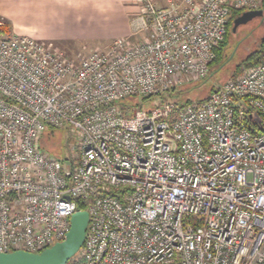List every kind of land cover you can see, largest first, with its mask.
<instances>
[{
    "label": "built area",
    "instance_id": "2783aa9c",
    "mask_svg": "<svg viewBox=\"0 0 264 264\" xmlns=\"http://www.w3.org/2000/svg\"><path fill=\"white\" fill-rule=\"evenodd\" d=\"M139 2L141 41L78 60L0 34V252H40L86 210L67 264H264V58L182 108L121 104L207 77L232 11L264 0ZM66 124L61 159L42 137Z\"/></svg>",
    "mask_w": 264,
    "mask_h": 264
},
{
    "label": "crops",
    "instance_id": "0c3cea01",
    "mask_svg": "<svg viewBox=\"0 0 264 264\" xmlns=\"http://www.w3.org/2000/svg\"><path fill=\"white\" fill-rule=\"evenodd\" d=\"M140 13L139 0H0V20L9 26L8 34L50 42L68 57L82 53L68 49L81 48L76 40L101 38L94 33L99 27L119 29L117 34L105 36L108 45L119 37L131 41ZM137 36L141 41L145 35Z\"/></svg>",
    "mask_w": 264,
    "mask_h": 264
},
{
    "label": "rangeland",
    "instance_id": "374dc122",
    "mask_svg": "<svg viewBox=\"0 0 264 264\" xmlns=\"http://www.w3.org/2000/svg\"><path fill=\"white\" fill-rule=\"evenodd\" d=\"M260 9H264L263 4L260 7ZM233 26H234V22L230 27L231 30L233 29ZM136 30L137 28H135L136 35L132 38L131 42H135V41L137 42L139 40L137 39L138 34L145 35L144 31L136 32ZM118 32L119 29L115 28L114 26L113 27L105 26L103 28L99 27V29H97L94 33L96 35L100 34L102 35V37L101 38L98 37L97 39H92L84 42H81L82 40H76L75 43L80 45L81 48L69 47L68 49L70 51L71 49L80 50L82 51L81 53L82 55L80 54L81 55L80 56L76 54L74 56H69V59L78 60L84 55L90 53V51L107 48L110 44L108 45L109 38L105 36H107L108 34L115 35ZM263 37H264V17L255 18L252 21L248 22L247 24L239 26L236 31L233 30V35L231 36L226 51L227 53L226 61L222 67H220L219 69L211 67L210 73L207 75V77H205L202 80L194 81L188 78H184L182 79L183 82L176 84V87L174 88L178 91L181 90L188 97H192V95H195V97L193 98L206 97L211 92L212 87L217 88L221 86L229 78H231L233 75H236L238 73V71L236 72V69L239 63L247 56L248 53L254 50L261 43ZM243 69L244 70L241 73L245 71V67ZM166 99L172 100V97H167ZM159 102L160 100L155 97L153 100L147 102L143 106V109L146 111H150L153 108H155L157 104H159ZM255 115H256L255 116L256 120L263 119V117H260L258 113H256ZM56 129L57 131H56L55 139L53 141L54 144L51 147V149L54 151L53 154L60 157L61 159L69 157L72 153L75 154L76 151L72 149L74 144H77V140H78L77 133L74 132L72 134L67 124Z\"/></svg>",
    "mask_w": 264,
    "mask_h": 264
},
{
    "label": "water",
    "instance_id": "95a60500",
    "mask_svg": "<svg viewBox=\"0 0 264 264\" xmlns=\"http://www.w3.org/2000/svg\"><path fill=\"white\" fill-rule=\"evenodd\" d=\"M264 15V9H252L241 13L234 19L233 30L247 24L256 17ZM71 227L62 241L43 249L40 252L15 250L0 252V264H67L82 248L89 224V212L78 210L70 217Z\"/></svg>",
    "mask_w": 264,
    "mask_h": 264
},
{
    "label": "trees",
    "instance_id": "16d2710c",
    "mask_svg": "<svg viewBox=\"0 0 264 264\" xmlns=\"http://www.w3.org/2000/svg\"><path fill=\"white\" fill-rule=\"evenodd\" d=\"M263 6H264V2H263ZM243 12L244 10H236V9L232 11L231 17L228 21L226 36L224 40L221 42V44L219 45V47L216 49V56L210 64V71H211V67L219 69L220 67L224 65L226 61V57H227L226 51H227L231 36L233 35V29L231 30L230 27L232 23L234 22V19ZM263 17L264 15L260 16V18H263ZM256 18H259V17H256ZM8 30H9V26L2 21V24L0 23V34L8 33ZM263 58H264V37L262 38L261 43L254 50L248 53L247 56L239 63L236 69V72L238 71V73L236 75H233L232 77L239 75L244 70L243 69L244 67L246 69L258 63ZM213 89L214 88L212 87L211 90ZM207 96L200 97V98H193L195 97V95H192V97H188L181 90L178 91L174 88V89L167 91L166 93H162L156 96L152 95V96H144V97H139V96L128 97L124 99L121 102V104L123 106L143 107L147 102H149L150 100H153L155 97L158 98L159 100L166 99L167 97H172V101L176 102L178 107L182 108L185 105L190 104L196 100H204L207 98ZM248 126L256 134L264 132V120L261 122H255L250 119L248 121ZM56 131L57 129L54 126L48 125L42 137L43 147L51 153H54L51 147L54 144L53 141L55 139ZM80 206L82 208H86L84 205H80Z\"/></svg>",
    "mask_w": 264,
    "mask_h": 264
},
{
    "label": "flooded vegetation",
    "instance_id": "af4514ba",
    "mask_svg": "<svg viewBox=\"0 0 264 264\" xmlns=\"http://www.w3.org/2000/svg\"><path fill=\"white\" fill-rule=\"evenodd\" d=\"M254 19H255V18H254ZM252 20H253V19H252ZM252 20H251V21H252Z\"/></svg>",
    "mask_w": 264,
    "mask_h": 264
}]
</instances>
